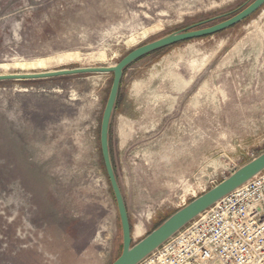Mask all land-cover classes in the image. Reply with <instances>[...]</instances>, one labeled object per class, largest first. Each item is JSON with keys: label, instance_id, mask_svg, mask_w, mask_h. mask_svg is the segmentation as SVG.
Masks as SVG:
<instances>
[{"label": "rangeland", "instance_id": "obj_1", "mask_svg": "<svg viewBox=\"0 0 264 264\" xmlns=\"http://www.w3.org/2000/svg\"><path fill=\"white\" fill-rule=\"evenodd\" d=\"M252 1L0 0V74L114 66ZM112 82L113 73L0 81V264H112L121 255L100 143ZM109 146L133 244L262 154L264 5L127 67ZM140 264H179L176 240Z\"/></svg>", "mask_w": 264, "mask_h": 264}, {"label": "water", "instance_id": "obj_2", "mask_svg": "<svg viewBox=\"0 0 264 264\" xmlns=\"http://www.w3.org/2000/svg\"><path fill=\"white\" fill-rule=\"evenodd\" d=\"M263 5L264 0H253L239 12L212 25L200 27L217 19L223 18V15L207 19L185 29L167 34L161 38L145 43L131 50L114 66H88L49 70L44 72L0 74V81H4L30 80L88 73H113V82L104 108L100 129L102 156L117 202L122 225L123 250L121 255L112 264H139L187 224L193 221L197 216L208 210L216 202L264 170L263 152L250 162L240 167L229 177L225 178L223 181L212 187L210 190L196 197L190 203L177 210L161 225L151 231L140 241L133 244L132 227L129 214L113 167L109 146L110 124L118 99L124 70L136 60L156 50L182 41L213 35L228 29L254 14Z\"/></svg>", "mask_w": 264, "mask_h": 264}, {"label": "built area", "instance_id": "obj_3", "mask_svg": "<svg viewBox=\"0 0 264 264\" xmlns=\"http://www.w3.org/2000/svg\"><path fill=\"white\" fill-rule=\"evenodd\" d=\"M172 239L178 244L179 264H210L214 260L223 264L264 263V170L166 243Z\"/></svg>", "mask_w": 264, "mask_h": 264}, {"label": "trees", "instance_id": "obj_4", "mask_svg": "<svg viewBox=\"0 0 264 264\" xmlns=\"http://www.w3.org/2000/svg\"><path fill=\"white\" fill-rule=\"evenodd\" d=\"M143 57H144V56H143ZM143 57H141V58H143ZM141 58H140V59H141ZM138 60H139V59H138ZM138 60H136V61H138ZM136 61H135V62H136ZM135 62H133V63H135ZM133 63H132V64H133ZM130 65H131V64H130ZM130 65H129V66H130ZM129 66H128V67H129ZM125 70H126V69H125ZM125 70H124V72H125ZM104 165H105V164H104ZM112 190H113V189H112Z\"/></svg>", "mask_w": 264, "mask_h": 264}, {"label": "bare ground", "instance_id": "obj_5", "mask_svg": "<svg viewBox=\"0 0 264 264\" xmlns=\"http://www.w3.org/2000/svg\"><path fill=\"white\" fill-rule=\"evenodd\" d=\"M198 150H199V149H198ZM194 152H195V151H194ZM197 154H199V153H197ZM197 154H196V155H197ZM199 156H200V155H199ZM195 159H196V158H195Z\"/></svg>", "mask_w": 264, "mask_h": 264}]
</instances>
